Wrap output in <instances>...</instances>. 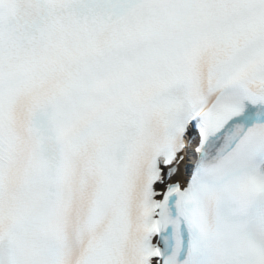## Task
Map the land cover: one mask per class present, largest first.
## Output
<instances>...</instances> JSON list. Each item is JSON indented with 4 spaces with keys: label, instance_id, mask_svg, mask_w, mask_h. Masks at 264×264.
<instances>
[{
    "label": "snow or ice",
    "instance_id": "obj_1",
    "mask_svg": "<svg viewBox=\"0 0 264 264\" xmlns=\"http://www.w3.org/2000/svg\"><path fill=\"white\" fill-rule=\"evenodd\" d=\"M0 264H264V0H0Z\"/></svg>",
    "mask_w": 264,
    "mask_h": 264
}]
</instances>
